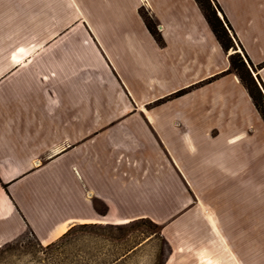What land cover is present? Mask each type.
<instances>
[{
	"label": "crops",
	"instance_id": "1",
	"mask_svg": "<svg viewBox=\"0 0 264 264\" xmlns=\"http://www.w3.org/2000/svg\"><path fill=\"white\" fill-rule=\"evenodd\" d=\"M216 1L264 85V0ZM0 46V247L27 232L48 245L77 224L160 220L161 205L218 187L213 167L226 181L249 157L232 149L245 132L202 157L203 123L169 102L154 107L175 90L161 88L159 74L189 69L184 47L196 64L192 86L218 73L221 45L196 0H0ZM229 77L217 98L236 86L245 105L237 114L260 119L239 78L220 79Z\"/></svg>",
	"mask_w": 264,
	"mask_h": 264
},
{
	"label": "rangeland",
	"instance_id": "2",
	"mask_svg": "<svg viewBox=\"0 0 264 264\" xmlns=\"http://www.w3.org/2000/svg\"><path fill=\"white\" fill-rule=\"evenodd\" d=\"M201 1L208 10L209 6L215 7L213 0ZM142 13L149 16L161 41L149 30L164 46V38L155 21L149 13ZM217 15L222 19L223 10L217 11ZM229 34L233 46L228 51L217 47V74L192 86L195 83H189L187 72H192L196 64L192 63V49L186 46L183 62L190 58L189 69L187 64L183 70L177 63L161 72V88L175 90L153 103L157 102L154 106L157 107L169 102L170 112L172 108L176 116L182 113L193 118L195 124L203 123V133L207 130L208 134L204 138L206 145L204 142L198 152L201 156L219 153L229 135L245 132V136H249L247 141L239 140L232 146L233 151L242 150L249 156L242 167L228 170L226 181L232 180V189L221 187L226 182L224 173L213 167L210 173L217 178L218 187L200 189V201L192 194L190 203L158 206L160 220L79 225L48 245L27 232L0 247V264H165L170 258L169 264H264V119L260 113V119L237 114L236 109L239 111L245 105L236 86L231 96L227 94V87L221 89L220 98L214 93L218 85L234 84L230 77L222 81L220 78L227 75L239 78L231 68V54L239 55L246 62L263 96L264 85L256 78L253 71L257 69L248 63V55L232 28ZM8 47L13 51L17 46L10 44ZM235 60L239 61V57ZM199 86L205 87L200 91L193 89ZM212 182L211 186L216 185ZM142 243L140 249L118 261L128 250Z\"/></svg>",
	"mask_w": 264,
	"mask_h": 264
},
{
	"label": "trees",
	"instance_id": "3",
	"mask_svg": "<svg viewBox=\"0 0 264 264\" xmlns=\"http://www.w3.org/2000/svg\"><path fill=\"white\" fill-rule=\"evenodd\" d=\"M196 1L199 3L201 9L203 10L204 15H205L206 19L208 20L209 25H210L212 31L214 32L218 42L221 44V46L223 47V49L225 51H228L233 46V41H232L231 36L229 34V28H232V27H231V25H230L225 14L223 15L222 19L219 18V16L217 15V11H222L221 6L218 4V2L216 0H213L215 7L209 6V10H208L205 8V6L201 0H196ZM142 16L144 17L146 24L149 27V29L153 32V34L156 36V38L159 41H161L160 35L158 33H156L153 29V25H152V22H151L149 16L146 13H142ZM236 56L239 57V61L235 60ZM247 61L249 64L253 65V63L251 62V60L248 57H247ZM230 62H231V68L239 76L241 83L244 85V87L247 89L249 95L251 96L256 109L258 110V112L261 114V116L264 119V96L261 92V89L259 88V86L257 84L256 79L253 77L249 68L247 67L246 62H244V60H242L240 58V56L236 55V54H231ZM96 204H97V201H96ZM139 220H143V219H139ZM135 221H137V220H135ZM129 223H131V222H129ZM79 225L80 226H89V225H102V224L101 223H99V224L98 223H96V224H77V225L71 227L60 238H63L64 236L68 235L76 226H79Z\"/></svg>",
	"mask_w": 264,
	"mask_h": 264
},
{
	"label": "snow or ice",
	"instance_id": "4",
	"mask_svg": "<svg viewBox=\"0 0 264 264\" xmlns=\"http://www.w3.org/2000/svg\"><path fill=\"white\" fill-rule=\"evenodd\" d=\"M21 51H24V50H23V49H21ZM13 60H14V62H16V61H15V57H13ZM125 222H126V221H125Z\"/></svg>",
	"mask_w": 264,
	"mask_h": 264
},
{
	"label": "flooded vegetation",
	"instance_id": "5",
	"mask_svg": "<svg viewBox=\"0 0 264 264\" xmlns=\"http://www.w3.org/2000/svg\"><path fill=\"white\" fill-rule=\"evenodd\" d=\"M171 259V258H170ZM170 259H169V261H170ZM169 261L167 262V264H169Z\"/></svg>",
	"mask_w": 264,
	"mask_h": 264
}]
</instances>
